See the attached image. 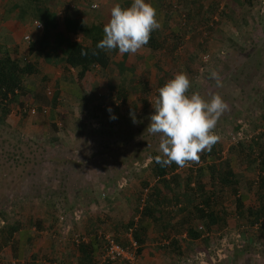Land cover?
Segmentation results:
<instances>
[{
  "label": "rangeland",
  "instance_id": "374dc122",
  "mask_svg": "<svg viewBox=\"0 0 264 264\" xmlns=\"http://www.w3.org/2000/svg\"><path fill=\"white\" fill-rule=\"evenodd\" d=\"M151 2L160 6L161 27L155 35L161 46L156 51L143 47L126 54L125 65L135 75V93L123 104L115 100L111 89L119 83L116 75L93 71L76 81L72 73L64 72L58 55H51L49 66L42 68L44 62L29 55L30 44L41 35L32 27L37 19H18L22 0H0V51L20 64H38L36 73L24 78V90L0 122V228L21 218L26 221L31 215L37 225L49 198L54 226L63 243L57 246L72 252L68 258L76 251L72 235L108 233L124 242L128 224L139 221L135 212L138 197H144L143 190L156 184L148 166L150 153L159 151L161 137L147 130L149 117L159 89L182 71L191 80L189 94L196 92L205 98L219 94L227 109L213 130L219 141L211 151L200 153L197 162H188L177 172L185 176L191 171L193 178L208 183L205 170H198L212 158L219 165L229 162L238 181L237 194L224 195L228 213L224 226L206 232L192 219L199 239H190L177 226L165 233L153 229L132 264H264V234L257 235L254 227L241 233L244 228L235 227L234 215L237 196L244 198V206L256 203L257 169L245 158L251 149L257 150L254 141L264 147V0ZM116 3L126 8L132 0L43 1L60 31L78 42L85 41L84 32L92 22L108 23ZM77 19L84 22L69 29L68 21ZM26 33L29 42L22 39ZM206 56L207 64L200 72ZM248 57L250 65L256 62L260 66L250 78L241 68ZM114 59L123 60V54L117 51ZM212 71L220 74L223 87H216L210 78ZM57 72L62 75L56 76ZM75 82L86 100L63 90ZM113 115L114 120L110 119ZM53 136L56 140L50 139ZM236 143L243 146L239 155ZM176 193L182 197L181 192ZM163 195L170 196L167 191ZM181 206V213L176 207L174 224L191 214L187 203ZM170 240H176L178 250L169 246ZM52 259L42 258L41 262L52 264Z\"/></svg>",
  "mask_w": 264,
  "mask_h": 264
},
{
  "label": "trees",
  "instance_id": "16d2710c",
  "mask_svg": "<svg viewBox=\"0 0 264 264\" xmlns=\"http://www.w3.org/2000/svg\"><path fill=\"white\" fill-rule=\"evenodd\" d=\"M44 0H22L19 5V20L25 18H36L42 25L41 35L35 42H30L29 55L40 58L44 63L51 61L52 56L58 55L63 63L64 72L70 73V69L76 72V80L82 81L85 75L90 72L99 71L101 73H111L119 78V83L116 84L112 90L115 100L120 103H128L132 95L135 93L133 70L126 66L125 60L127 53L123 54V60H115L117 49L107 50L97 48V44L103 39L104 26L95 22L92 23L86 32H84V42L71 40L66 33L57 32L59 30L58 24L52 14L48 13L43 4ZM158 3V2H157ZM154 7L159 14V4ZM37 16V17H36ZM35 19V20H36ZM36 20V21H37ZM37 21V22H38ZM68 28H73V22L68 21ZM67 28V31H68ZM73 31V30H69ZM74 32V31H73ZM155 31L152 32L151 38L145 48L152 50L160 49V44L157 41ZM52 55V56H51ZM247 58L241 68L246 72L250 78L255 72H258V64L250 65ZM199 69L203 72L204 64ZM37 62L32 64L29 62L20 64L17 59H12L7 52L0 51V122L10 113L12 104L18 101L19 95L24 90V78L36 73ZM44 77V76H42ZM44 79V80H43ZM43 81L46 78H42ZM144 85V84H143ZM81 99L86 100V94L81 91ZM39 96H36L38 99ZM35 98V103H36ZM85 98V99H84ZM57 100V99H56ZM38 101V100H37ZM53 104L55 99L53 98ZM19 105L22 104L19 102ZM41 111V107H37ZM38 110V112H40ZM43 110V109H42ZM35 111V110H34ZM43 113V111H42ZM113 120V119H112ZM238 129V128H237ZM55 130H57L55 128ZM56 140V137H50ZM250 149L252 148L249 146ZM254 147L257 150L249 152L248 158L250 165L254 164L257 169L258 186L255 190L256 203L251 206H244V198L237 196L234 203L235 221L238 222L236 228H244L241 233H248L249 229L256 228V234H264V147L258 142L254 141ZM253 147V148H254ZM243 149L242 144L236 143L235 150L237 155ZM254 151V150H253ZM22 156V154H19ZM160 155V151H153L150 153L149 171L155 179V186L143 190L145 196L142 194L138 197L135 212L139 215V221L129 223L127 231L131 232V238H127L121 242L115 235L108 233H99L98 235L85 236L76 234L72 235V243L78 251L76 264H116L115 261H103L105 251L107 249L104 236L110 235L116 245L122 248L131 250V240L135 243V254L140 255L146 241V234L153 229H159L162 233L167 232L177 226L186 232V236L190 239H199L200 235L196 233L191 221L197 220L202 225L206 232H210L213 228H220L224 226L227 218V210L224 208V195L237 194L238 181L232 170L229 167V162L224 164H216L212 158L210 164H206L204 168L198 171L205 170L208 183H203L199 179H195L191 175H180L178 171L179 166L175 163L170 166L162 167L156 162V157ZM203 174V175H204ZM144 187L148 188L147 183ZM164 191L170 195L169 197L163 195ZM177 191L182 193V197L177 195ZM53 202L48 203L52 207ZM182 203H187L191 208L189 216L182 217L181 220L174 224L173 219L176 216V207H179V212H183ZM175 205V206H174ZM177 205V206H176ZM180 205V206H178ZM171 210H164V208ZM50 212V211H49ZM51 213V212H50ZM54 221L56 219L54 218ZM18 222L7 223L0 228V250L7 246L10 242L14 232L19 228ZM242 234V235H243ZM246 235V234H245ZM126 236H128L126 234ZM102 240V243L100 242ZM75 241H78L76 243ZM206 241V240H205ZM207 243V242H205ZM169 246L178 250L176 240H170ZM179 252V251H178Z\"/></svg>",
  "mask_w": 264,
  "mask_h": 264
},
{
  "label": "clouds",
  "instance_id": "9594fccd",
  "mask_svg": "<svg viewBox=\"0 0 264 264\" xmlns=\"http://www.w3.org/2000/svg\"><path fill=\"white\" fill-rule=\"evenodd\" d=\"M160 27L157 9L151 0H132L126 8L116 3L97 48L135 54L148 44L152 32ZM210 78L215 80L216 87H223L218 72L212 71ZM190 88L187 73H177L159 89L154 112L149 117L147 130L161 137L156 162L162 167L173 163L184 167L188 162H197L199 154L211 151L220 139L213 130L227 109V103L219 94L209 98L196 92L189 94ZM110 119L116 117L113 115Z\"/></svg>",
  "mask_w": 264,
  "mask_h": 264
},
{
  "label": "crops",
  "instance_id": "0c3cea01",
  "mask_svg": "<svg viewBox=\"0 0 264 264\" xmlns=\"http://www.w3.org/2000/svg\"><path fill=\"white\" fill-rule=\"evenodd\" d=\"M81 22H84V20H80V19L74 20L73 27L77 28L78 24H80ZM92 23H95V22H92ZM57 32L61 33L60 29ZM22 37H24V35ZM47 65L49 66V64L44 63V64H41V67L45 68ZM62 68H63V64H62ZM44 71L46 75L47 69H44ZM69 71L70 73H72L73 76H75L74 78H76V72L72 69H70ZM60 74L61 73L57 72L56 76H59ZM86 77L87 75H85V78ZM65 89L66 91H70L71 94H73L74 96L80 97L82 95L81 88H79V85L77 84V82H75V84H73L71 88H68L67 86L63 87V90ZM46 201H48L46 202L47 209H45L44 211L42 210L41 218H39L41 220H38L37 225L34 224V221H33L34 216L32 215L28 216L26 221L23 220V218L21 219L19 218L20 219L18 220L19 222L17 221L20 224L18 230L14 232L7 246H5L4 248L0 250V264H41L42 258L43 259L53 258L52 260L54 261H51L52 264L54 263L55 264H62V263L71 264L70 261L71 262L75 261V264H76V260L78 257V251L76 250V248H75L76 251L74 252V257L70 256L69 258H68V255H71L72 252L71 254H69L68 251H63L62 250L63 248H60L62 247L63 243H62L61 238H59V230L56 229L54 226L55 225L54 218L52 217V214L50 213L51 207L48 206V203H50L49 198L46 199ZM64 244L66 245V243ZM57 245H59L60 247H58Z\"/></svg>",
  "mask_w": 264,
  "mask_h": 264
},
{
  "label": "built area",
  "instance_id": "2783aa9c",
  "mask_svg": "<svg viewBox=\"0 0 264 264\" xmlns=\"http://www.w3.org/2000/svg\"><path fill=\"white\" fill-rule=\"evenodd\" d=\"M93 8H95L96 6H92ZM32 27L36 30L39 31L42 29V25L41 23L37 22V21H33L32 22ZM23 40L26 42L30 41V36L29 35H25L23 37ZM207 60V56L204 57V61ZM31 114H34L35 111L31 110L30 111ZM251 138V136H249V139ZM232 141H236L234 138H232ZM131 232H128V238H131ZM104 240L106 242V246L107 249L105 251V255L102 258L103 261H115L116 263H126V264H132L135 260H136V254H135V248L136 245L135 243L131 240V250H129L128 248H122L118 245L115 244V242L112 240L111 236L106 234L104 236ZM76 243H78V241H75ZM41 264H47V263H42ZM55 264V263H54Z\"/></svg>",
  "mask_w": 264,
  "mask_h": 264
}]
</instances>
